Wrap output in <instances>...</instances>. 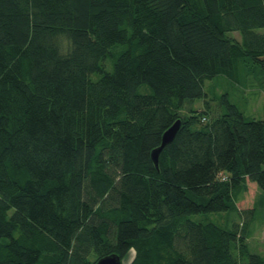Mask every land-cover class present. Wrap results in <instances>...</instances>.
<instances>
[{
    "label": "trees",
    "instance_id": "16d2710c",
    "mask_svg": "<svg viewBox=\"0 0 264 264\" xmlns=\"http://www.w3.org/2000/svg\"><path fill=\"white\" fill-rule=\"evenodd\" d=\"M219 75L264 89V0H0V264H264V119Z\"/></svg>",
    "mask_w": 264,
    "mask_h": 264
},
{
    "label": "rangeland",
    "instance_id": "374dc122",
    "mask_svg": "<svg viewBox=\"0 0 264 264\" xmlns=\"http://www.w3.org/2000/svg\"><path fill=\"white\" fill-rule=\"evenodd\" d=\"M232 34V33H231ZM237 38L240 37L238 32L233 33ZM205 90L208 93V101L212 113L221 109V98L228 94L231 102L235 103L245 115L249 118L264 119V89L258 87L253 82H248L247 85H241L232 82L228 77L219 75L214 79L207 80ZM207 108L205 99L187 100L182 108L184 115L189 114L190 110L194 109L202 111ZM208 117L211 114L207 115ZM248 188L243 190L238 200L240 210H252L257 208L256 221L253 224V235L248 239V245L252 253L264 255V205L262 204L263 193L261 189L254 183L249 182ZM193 219L202 220L209 219L216 221L222 225H231L232 221H238L239 216L236 212L226 213H211L207 215H193ZM240 223L243 220H239ZM134 256L132 251L128 258L124 261L128 264Z\"/></svg>",
    "mask_w": 264,
    "mask_h": 264
},
{
    "label": "water",
    "instance_id": "95a60500",
    "mask_svg": "<svg viewBox=\"0 0 264 264\" xmlns=\"http://www.w3.org/2000/svg\"><path fill=\"white\" fill-rule=\"evenodd\" d=\"M181 127V120L175 122L169 129L165 131L162 137V142L159 147L152 151V160L156 167L159 166V156L163 149L170 143H172ZM129 262L128 264H130ZM95 264H125L121 257L117 254H111L99 258Z\"/></svg>",
    "mask_w": 264,
    "mask_h": 264
}]
</instances>
